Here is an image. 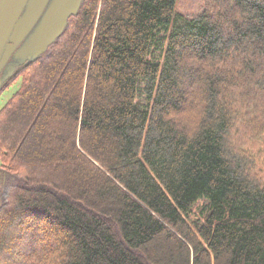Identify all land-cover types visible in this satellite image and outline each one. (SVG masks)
<instances>
[{
  "label": "trees",
  "instance_id": "1",
  "mask_svg": "<svg viewBox=\"0 0 264 264\" xmlns=\"http://www.w3.org/2000/svg\"><path fill=\"white\" fill-rule=\"evenodd\" d=\"M231 1L81 0L18 67L0 264H264V0Z\"/></svg>",
  "mask_w": 264,
  "mask_h": 264
},
{
  "label": "rangeland",
  "instance_id": "2",
  "mask_svg": "<svg viewBox=\"0 0 264 264\" xmlns=\"http://www.w3.org/2000/svg\"><path fill=\"white\" fill-rule=\"evenodd\" d=\"M27 1L28 3L24 9V13L27 12V10L33 3H35L36 0ZM72 1L73 0H63L62 5L64 3L72 4ZM225 1L229 6H227L226 3H223L222 5L213 7V11L218 12L222 15L223 12L227 10V8H230L231 10L236 9V5L231 0ZM52 2L53 0H46L44 8L47 9ZM199 6L200 0H177L175 9L184 14L191 15L198 10ZM42 16L43 12L19 43L10 48L6 45V47L2 50L0 54V106L13 93V91L19 86V84H21L22 77H18L15 75V72L18 67L30 61V59L36 56L43 55L46 51V46L51 41H53L56 35L62 30L65 24V20L67 18L65 14H59L53 16L54 18L52 17L50 20H48L45 36L41 27ZM15 28L16 27H14L13 31L15 30ZM11 36H13V32ZM13 75L15 76L12 77ZM11 77L13 79H11ZM202 203L203 201L199 200L196 205L200 206ZM30 219H28V221H30ZM56 231H58L57 228L54 230V232ZM17 232L18 229H13L11 232V239L8 247L9 249L7 250L6 255H10L11 253L15 252L16 248H18L20 238L17 236ZM60 239L61 237L59 234L50 235L51 242H55L54 244H58L59 248L62 247V244H60ZM5 262L6 259L3 261V264Z\"/></svg>",
  "mask_w": 264,
  "mask_h": 264
},
{
  "label": "water",
  "instance_id": "3",
  "mask_svg": "<svg viewBox=\"0 0 264 264\" xmlns=\"http://www.w3.org/2000/svg\"><path fill=\"white\" fill-rule=\"evenodd\" d=\"M45 1L46 0H36L27 12L24 13L22 17H19L27 0H0V53L7 38H9L12 43V45H7V47L10 48L16 45L18 41L25 36L40 14ZM80 1L81 0H73L72 4L64 3L62 5L63 0H53L41 19L43 34L46 36L48 20L59 14H65L67 16L69 13L76 12ZM13 26L16 28L13 31V36L10 37L8 34ZM62 30L56 35V37L62 32Z\"/></svg>",
  "mask_w": 264,
  "mask_h": 264
},
{
  "label": "bare ground",
  "instance_id": "4",
  "mask_svg": "<svg viewBox=\"0 0 264 264\" xmlns=\"http://www.w3.org/2000/svg\"><path fill=\"white\" fill-rule=\"evenodd\" d=\"M45 3H46V1H45ZM45 3H44V5H45ZM44 5H43V7H44ZM75 13H76V12H73V13H69V14L67 15V18H66V20H65L64 27H65V25H66V23H67L69 17H70L71 15H74ZM14 27H15V26L12 27V29L10 30L8 36L11 37V34H12V32H13ZM21 40H22V39H20V40L18 41V43H19ZM6 45H12L11 41L9 40V38H7L6 42L4 43L3 49L6 47ZM3 49H2V50H3ZM1 52H2V51H1ZM0 54H1V53H0ZM36 57H37V56H36ZM34 58H35V57H34ZM34 58H32V59H30V60H33Z\"/></svg>",
  "mask_w": 264,
  "mask_h": 264
}]
</instances>
